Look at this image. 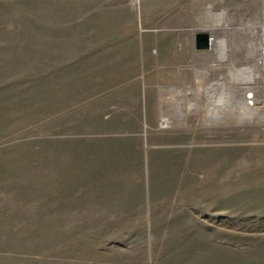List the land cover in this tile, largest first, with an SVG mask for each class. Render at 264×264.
I'll use <instances>...</instances> for the list:
<instances>
[{"label": "rangeland", "instance_id": "obj_1", "mask_svg": "<svg viewBox=\"0 0 264 264\" xmlns=\"http://www.w3.org/2000/svg\"><path fill=\"white\" fill-rule=\"evenodd\" d=\"M74 1L0 0V264H264V0H221L216 8L212 0H179L180 34L213 35L223 60L204 69L208 83L196 85L194 100L179 101L160 118L175 128L170 135L144 144L147 214L140 198L105 195L144 189L129 159L123 180L115 179L119 173L110 179L83 173L74 147L105 136L83 130L74 137L66 126L55 131L60 86L13 83L28 80L23 67L43 65L34 48L61 45L59 33L34 26L27 13ZM126 1L141 35L144 0ZM113 22L114 34L98 45L119 52L130 44V30L119 15ZM37 29L42 36L30 37ZM115 87L65 85L63 91L84 102L114 97ZM159 187L168 196L158 204L187 207L185 221L195 227L153 213L152 189ZM176 190L183 196L169 194ZM110 204L140 211H102Z\"/></svg>", "mask_w": 264, "mask_h": 264}, {"label": "crops", "instance_id": "obj_2", "mask_svg": "<svg viewBox=\"0 0 264 264\" xmlns=\"http://www.w3.org/2000/svg\"><path fill=\"white\" fill-rule=\"evenodd\" d=\"M179 5V0H144L139 22L141 35L135 29V10L126 0H77L60 4L59 8L54 4L50 13H27L34 26H45L46 30L59 33L61 45L54 49L34 48V52L43 53V65L35 63L20 68L27 71L28 80L13 82L60 86L59 91H55V131L62 134L66 126L65 131L74 137L83 130L90 136L97 132L105 136L100 142H84L74 147L83 156V173L105 174L106 179H110V174L119 173L121 176L115 179L123 180L124 161L129 159L141 173L144 189L134 195L128 192L105 195L140 198L144 201L142 210L146 214L149 188L143 167L144 144L154 146L155 141L170 135L169 129L175 128H165L168 123H161L160 118L170 114L179 101L194 100L196 85L208 83L205 77L208 72L204 69L219 68L223 60L214 37L210 49H197L193 44L194 35L180 34L179 16L175 14ZM115 14L119 15L122 28L129 27L130 30V44L119 52L104 50L98 45L104 37L114 34ZM31 33L30 37L42 36L39 29ZM158 39L159 46L155 41ZM65 85L116 87L112 90L114 97L89 98L81 102L72 97L73 94H64ZM145 87L148 88L146 94ZM59 138L61 142L63 136ZM58 143L53 144L55 148ZM105 187L111 189L113 186L108 183ZM114 188L117 189L116 184ZM152 194L154 214L171 213L174 224L179 227H195L185 221L187 207L158 204L159 198L168 196L163 188L152 189ZM169 194L183 196L179 190ZM122 207L115 208L110 204L102 211L126 213L138 210L128 205ZM160 223L155 222V226L163 224Z\"/></svg>", "mask_w": 264, "mask_h": 264}, {"label": "water", "instance_id": "obj_3", "mask_svg": "<svg viewBox=\"0 0 264 264\" xmlns=\"http://www.w3.org/2000/svg\"><path fill=\"white\" fill-rule=\"evenodd\" d=\"M194 44L197 49H210L213 45V36L207 32L199 31L194 35Z\"/></svg>", "mask_w": 264, "mask_h": 264}, {"label": "bare ground", "instance_id": "obj_4", "mask_svg": "<svg viewBox=\"0 0 264 264\" xmlns=\"http://www.w3.org/2000/svg\"><path fill=\"white\" fill-rule=\"evenodd\" d=\"M214 3H213V5H212V3H211V6H213V8L215 7H217V5H220V3H221V0H212ZM221 6V5H220ZM201 7V6H200ZM118 14V13H117ZM132 14V13H131ZM211 14V13H210ZM116 15V14H115ZM119 15H121L120 13H119ZM219 15H220V13H219ZM117 16V15H116ZM130 16H133V15H130ZM119 25V24H118ZM262 28H263V30L262 31H264V26H262ZM118 29V26L116 27V30ZM261 40H262V42L264 43V33H263V36H262V38H261ZM262 51V54L264 55V49H262L261 50Z\"/></svg>", "mask_w": 264, "mask_h": 264}]
</instances>
